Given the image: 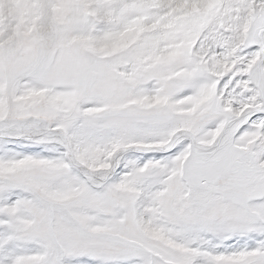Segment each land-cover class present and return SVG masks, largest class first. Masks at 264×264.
<instances>
[{"label":"snow or ice","instance_id":"snow-or-ice-1","mask_svg":"<svg viewBox=\"0 0 264 264\" xmlns=\"http://www.w3.org/2000/svg\"><path fill=\"white\" fill-rule=\"evenodd\" d=\"M0 264H264V0H0Z\"/></svg>","mask_w":264,"mask_h":264}]
</instances>
